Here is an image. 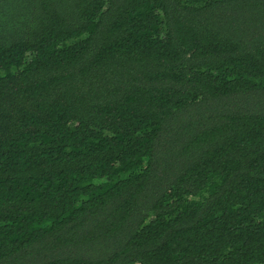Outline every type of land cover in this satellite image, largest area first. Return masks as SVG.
Segmentation results:
<instances>
[{"label": "trees", "instance_id": "obj_1", "mask_svg": "<svg viewBox=\"0 0 264 264\" xmlns=\"http://www.w3.org/2000/svg\"><path fill=\"white\" fill-rule=\"evenodd\" d=\"M0 264H264V0H0Z\"/></svg>", "mask_w": 264, "mask_h": 264}]
</instances>
